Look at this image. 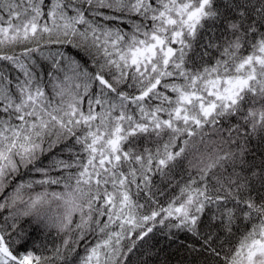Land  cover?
I'll return each mask as SVG.
<instances>
[{"label": "snow or ice", "instance_id": "6c2138e0", "mask_svg": "<svg viewBox=\"0 0 264 264\" xmlns=\"http://www.w3.org/2000/svg\"><path fill=\"white\" fill-rule=\"evenodd\" d=\"M0 264H264V0H0Z\"/></svg>", "mask_w": 264, "mask_h": 264}]
</instances>
